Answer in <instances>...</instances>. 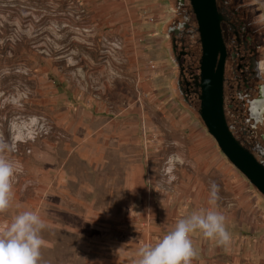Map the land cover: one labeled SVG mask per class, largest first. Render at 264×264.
Segmentation results:
<instances>
[{"label": "rangeland", "instance_id": "374dc122", "mask_svg": "<svg viewBox=\"0 0 264 264\" xmlns=\"http://www.w3.org/2000/svg\"><path fill=\"white\" fill-rule=\"evenodd\" d=\"M102 1L0 0V141L13 146L4 154L23 165L12 181L9 207L0 212V226L23 211L45 217L50 209L78 211L89 203L136 214L144 206L132 199L133 188L149 192L156 225L161 212L169 215L170 225L185 209L184 199L200 186L210 197L215 184V208L236 219L230 248L221 250L223 259L264 264V195L221 151L198 112L179 99L177 68L166 50L168 4L158 0L161 9L155 13L146 8L138 10L141 17L129 11L116 19L104 14ZM252 1L264 21V0ZM134 41L141 50L130 57ZM134 77L153 88L151 99L141 85L136 90ZM94 130L102 133L101 142L110 131L129 130L133 136L107 138L121 143L123 154H112L109 163L95 168L74 151L83 141L75 135ZM130 175L145 185L124 191L123 202L110 201L109 191ZM90 181L100 183L98 194L83 187ZM93 197L99 202H91ZM210 207L209 198L190 200L186 210ZM72 242L59 235L60 264L79 257ZM45 250L46 242L42 258H50Z\"/></svg>", "mask_w": 264, "mask_h": 264}, {"label": "crops", "instance_id": "0c3cea01", "mask_svg": "<svg viewBox=\"0 0 264 264\" xmlns=\"http://www.w3.org/2000/svg\"><path fill=\"white\" fill-rule=\"evenodd\" d=\"M133 1L103 0L100 2V4H102L100 8L104 11L105 15L110 14L109 18L116 19H123L124 13H128L129 11H133L135 18H137V15H140V17L142 16L138 10L140 11L147 8L150 13H155L157 10L161 9L158 0H147L148 3H146V5H133ZM140 50L141 49L136 45V41H134V46L128 47L127 52L130 53V57H136ZM134 71L137 76L139 73L138 69L136 68ZM130 73L133 74V71L131 70ZM134 78L136 90H138L139 85H141L143 90L147 91L144 92V96L151 99L153 96V93H151L153 88H149L147 83H140L139 78ZM100 134L102 133L94 130L81 137L77 136V134L75 135L76 138L83 139V141L74 148L75 153L81 155L89 166L92 165L95 168L99 166L102 168L105 163H109L112 154H123L121 150H123L124 147L121 143L117 144L113 140L109 141L107 138H111L112 135H114V138H116V136L119 138L124 135H126L127 138H129L130 135L131 137L133 136V133L129 130H120L117 132L110 131L107 132L106 141L101 142ZM99 184V182L90 181L84 182L82 185L85 190L88 189L90 194L95 195L100 192V190H98ZM108 184L110 185L112 183ZM134 185H145V180L133 179L132 175L127 176L125 181L120 180V182H118L119 187L118 189L115 188L114 193L109 191L108 199L110 201L123 202L125 199L123 197L124 191L130 193V187H134ZM200 187L190 195V198H186L184 199L185 201H182L181 206L185 207V209L178 211L179 219L190 215L188 210H186L190 200L197 203L204 199L208 200V192L204 194L202 192L203 189ZM131 195L132 199H136L144 206V208L136 214L134 212L121 211L122 209L114 212L111 209H102V207H98V205L91 203H89L88 207L84 210L77 211L74 208H66L65 211L60 213L58 210L54 209L45 212L49 215H45V217L41 216L46 222V227L42 230L41 235L44 242H46L45 253L51 252L52 255L50 258L45 256L46 258L43 259V253H41L40 264H60L58 259L60 234L69 236L72 239L71 249L73 252L77 251L79 256L77 259L74 257L72 259H66V261L61 264H138L140 258L138 256V250L145 245H154L166 232L174 227L176 222L168 225L169 221L166 219L169 215H165V212H161V215H159V226L156 225V221H153V219L156 216L157 210H153L149 207V192L143 189L139 194L136 193L133 188ZM165 197H163V205H165ZM91 202L95 203L99 201H97V198L93 197ZM167 203L168 200L166 199V205ZM192 212L193 211L190 213ZM223 214L226 217V225L231 228L230 234L232 235V229L236 219L233 215L227 216L226 213ZM76 216L79 217V222H76ZM111 218H115L117 221H112L110 220ZM48 235L50 236L49 238L47 237ZM191 239L196 253L191 264H227L225 259H223L225 255L221 253L224 251L226 252V250L230 248L231 243L227 246L220 245L214 239L205 238L199 230L191 234ZM221 250L223 252H221ZM215 256L222 258L214 259Z\"/></svg>", "mask_w": 264, "mask_h": 264}, {"label": "flooded vegetation", "instance_id": "af4514ba", "mask_svg": "<svg viewBox=\"0 0 264 264\" xmlns=\"http://www.w3.org/2000/svg\"><path fill=\"white\" fill-rule=\"evenodd\" d=\"M165 1L172 12L166 21V50L177 68V93L182 103L201 117L204 52L199 22L191 0ZM216 5L224 43L226 122L240 144L261 162L264 161V21L252 0H216ZM221 57L218 54L217 67Z\"/></svg>", "mask_w": 264, "mask_h": 264}, {"label": "clouds", "instance_id": "9594fccd", "mask_svg": "<svg viewBox=\"0 0 264 264\" xmlns=\"http://www.w3.org/2000/svg\"><path fill=\"white\" fill-rule=\"evenodd\" d=\"M13 146L0 141V212L9 207L13 192L12 181L22 172L23 165L4 153ZM218 186L211 185L207 210L193 211L179 219L154 245L138 250V264H191L195 256L191 234L199 230L205 238L229 245L232 237L226 228L225 215L215 208ZM46 222L35 211H23L10 223L0 226V264H40L44 239L41 235Z\"/></svg>", "mask_w": 264, "mask_h": 264}, {"label": "water", "instance_id": "95a60500", "mask_svg": "<svg viewBox=\"0 0 264 264\" xmlns=\"http://www.w3.org/2000/svg\"><path fill=\"white\" fill-rule=\"evenodd\" d=\"M203 44L201 117L221 151L264 195V161L243 147L230 131L223 109L224 43L216 0H191ZM222 54L217 67V56ZM264 156V152L262 153Z\"/></svg>", "mask_w": 264, "mask_h": 264}, {"label": "built area", "instance_id": "2783aa9c", "mask_svg": "<svg viewBox=\"0 0 264 264\" xmlns=\"http://www.w3.org/2000/svg\"><path fill=\"white\" fill-rule=\"evenodd\" d=\"M117 47L121 45V42L120 41H117Z\"/></svg>", "mask_w": 264, "mask_h": 264}]
</instances>
